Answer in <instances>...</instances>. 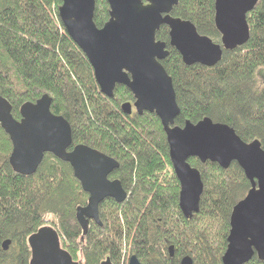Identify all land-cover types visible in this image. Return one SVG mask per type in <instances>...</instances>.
I'll list each match as a JSON object with an SVG mask.
<instances>
[{"label":"trees","instance_id":"obj_1","mask_svg":"<svg viewBox=\"0 0 264 264\" xmlns=\"http://www.w3.org/2000/svg\"><path fill=\"white\" fill-rule=\"evenodd\" d=\"M62 0H0V94L11 104V115L46 94L51 113L64 117L71 127L72 144L88 145L117 161L109 174L118 179L127 196L117 203L105 198L99 221H89L82 232L75 214L88 195L73 169L50 153L32 175L19 174L9 163L11 140L0 127V264H29L28 237L50 225L61 247L79 264H127L136 255L145 264H180L190 256L193 264H222L233 206L250 188L236 162L227 169L218 163L187 162L201 173L204 184L199 210L191 218L178 206L179 189L169 159L166 134L154 113L121 111L133 101L131 91L116 85L113 97L101 93L83 51L62 26L58 8ZM215 0H179L174 17L191 21L196 31L213 41L220 38L214 22ZM109 4L95 0L94 24L109 19ZM249 37L234 50L223 49L213 67L185 65L168 44L166 26L156 40L167 44L161 60L171 76L179 114L175 125L204 117L227 124L237 136L258 140L264 149V0L246 15ZM9 240L8 249L2 243ZM174 255L169 256V246ZM244 264H264L254 254Z\"/></svg>","mask_w":264,"mask_h":264},{"label":"water","instance_id":"obj_2","mask_svg":"<svg viewBox=\"0 0 264 264\" xmlns=\"http://www.w3.org/2000/svg\"><path fill=\"white\" fill-rule=\"evenodd\" d=\"M179 0H106L109 19L98 28L93 21L95 0H62L58 16L67 35L83 51L93 69L101 93L113 97L116 85L128 88L133 101L121 105L126 115L154 113L166 134L168 152L179 189L178 206L186 218L199 210L204 184L201 173L190 165L189 158L201 163L211 161L227 169L236 162L244 171L250 188L236 202L230 213V230L222 264H244L255 254L264 261V149L258 140L246 142L227 124L204 117L197 122L175 125L180 112L171 76L161 60L169 54L167 44L156 40V31L166 26L169 41L185 65L213 67L222 58L223 49L234 50L249 37L246 15L258 0H215L214 22L220 34L215 42L200 35L191 21L174 17L172 9ZM51 99L44 94L35 102H25L19 109L20 120L11 115V104L0 94V127L11 140L9 163L19 174L32 175L50 153L69 163L73 175L88 195L85 206L76 208L75 218L86 234L88 220L100 224V203L113 198L117 203L127 193L118 179L108 176L119 168L112 157L88 145L75 144L71 149V127L67 120L50 111ZM59 234L50 226L32 233L29 264H79L61 247ZM9 240L2 243L8 249ZM174 255L173 246L168 247ZM128 264H143L136 255ZM102 264H110L108 260ZM180 264H193L190 256Z\"/></svg>","mask_w":264,"mask_h":264},{"label":"rangeland","instance_id":"obj_3","mask_svg":"<svg viewBox=\"0 0 264 264\" xmlns=\"http://www.w3.org/2000/svg\"><path fill=\"white\" fill-rule=\"evenodd\" d=\"M215 42H220V41H219V38H218ZM257 73H258V74L260 73V75L262 76V78H263V80H264V68H263V67L258 68Z\"/></svg>","mask_w":264,"mask_h":264},{"label":"flooded vegetation","instance_id":"obj_4","mask_svg":"<svg viewBox=\"0 0 264 264\" xmlns=\"http://www.w3.org/2000/svg\"><path fill=\"white\" fill-rule=\"evenodd\" d=\"M88 221H90V220H88ZM135 256V255H134ZM170 256V255H169ZM130 256H128V258H129ZM173 257V256H172ZM128 258H127V261H128ZM138 259V258H137ZM106 261V260H105ZM127 261H126V263H127ZM139 261V260H138ZM140 262V261H139ZM142 263V262H141ZM128 264V263H127ZM143 264H145V263H143Z\"/></svg>","mask_w":264,"mask_h":264}]
</instances>
